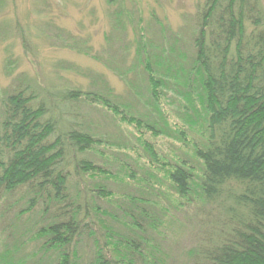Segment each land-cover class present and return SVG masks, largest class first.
I'll return each instance as SVG.
<instances>
[{
	"label": "trees",
	"instance_id": "obj_1",
	"mask_svg": "<svg viewBox=\"0 0 264 264\" xmlns=\"http://www.w3.org/2000/svg\"><path fill=\"white\" fill-rule=\"evenodd\" d=\"M195 31L192 65L174 80L182 77L196 94L190 102L200 110L187 121L201 137L191 141L176 127L178 154L141 142L173 199L154 193L126 161L117 179L136 184V193L109 189L110 168L93 159L101 139L79 103L101 104L156 138L167 131L105 93L23 80L9 87L0 110V264H177L169 233L189 231L177 214L193 208L196 243L184 264H264V3L205 0ZM144 71L160 111L171 75L147 62Z\"/></svg>",
	"mask_w": 264,
	"mask_h": 264
},
{
	"label": "rangeland",
	"instance_id": "obj_2",
	"mask_svg": "<svg viewBox=\"0 0 264 264\" xmlns=\"http://www.w3.org/2000/svg\"><path fill=\"white\" fill-rule=\"evenodd\" d=\"M204 1L0 0V110L9 87L18 80L60 91L110 95L113 102L171 136L156 138L146 127L137 131L101 104L82 100L79 110L101 139L93 159L111 170L103 182L116 195L136 193L135 183L127 188L117 179L120 164L126 161L142 170L137 175L148 176L154 193L173 199L168 179L151 167L141 142L146 140L162 154H178L182 143L176 140L181 131L176 127L187 131L191 141L201 137L193 127L189 130L187 121H194L197 106L190 102V96L195 99L196 94L189 96L182 77L174 79L180 69L192 65L195 17ZM145 62L151 63L159 76L164 72L171 75L161 93L160 111L150 101ZM151 198L166 202L162 196ZM177 215L188 224L190 234L186 228H174L169 233V246L177 264H184L187 251L196 243L192 234L195 211L193 208L188 214ZM2 248L0 243V252Z\"/></svg>",
	"mask_w": 264,
	"mask_h": 264
}]
</instances>
